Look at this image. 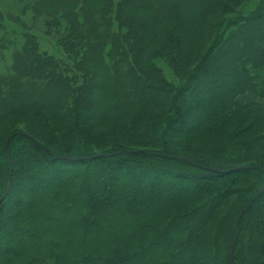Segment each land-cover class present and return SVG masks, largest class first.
Listing matches in <instances>:
<instances>
[{
    "label": "trees",
    "instance_id": "1",
    "mask_svg": "<svg viewBox=\"0 0 264 264\" xmlns=\"http://www.w3.org/2000/svg\"><path fill=\"white\" fill-rule=\"evenodd\" d=\"M14 21L0 126L58 133L0 141V264H264V0H36Z\"/></svg>",
    "mask_w": 264,
    "mask_h": 264
},
{
    "label": "rangeland",
    "instance_id": "2",
    "mask_svg": "<svg viewBox=\"0 0 264 264\" xmlns=\"http://www.w3.org/2000/svg\"><path fill=\"white\" fill-rule=\"evenodd\" d=\"M36 0H0V13L5 18V21L7 22L8 26H12L13 28L18 27L17 23L14 21L15 15L17 12H19L20 9H31L32 6L35 4ZM39 3V1H38ZM23 28V27H22ZM6 28H0V40L3 36L1 34L5 33ZM22 40L27 41V39L23 36ZM48 39H45L47 43L46 45H49L51 43V36L48 34ZM210 39V38H209ZM243 98H258V96L250 93H247L246 95H243ZM264 100V98H262ZM49 117H56L59 115H62L60 111L56 112L52 111L48 113ZM64 123H73L75 122L72 118L66 117L64 119H61ZM55 121H53L54 123ZM89 124L92 125V121H89ZM89 125V126H90ZM113 127L112 122L109 123L108 121H103L101 124L96 126L95 128H92V132L98 136H102L103 134L109 133L108 131L111 130ZM17 129H26L31 130V132H34V134L42 141H46L48 139H52L55 137V135L58 133L55 131L54 125H52V122L48 120L46 127H41L42 133H39L40 128L37 127V125L33 121L24 120L21 118H10L6 123L2 124L0 126V141L9 133L11 130H17ZM258 135V134H251L246 135L248 137ZM197 136V135H192ZM190 136V137H192ZM189 136H186L184 138H190ZM258 144L264 149V134H259L258 136ZM97 175L99 173L97 172ZM21 192L14 193L12 196V199L14 200V204L9 203L10 205H15L16 201H20L21 198Z\"/></svg>",
    "mask_w": 264,
    "mask_h": 264
},
{
    "label": "water",
    "instance_id": "3",
    "mask_svg": "<svg viewBox=\"0 0 264 264\" xmlns=\"http://www.w3.org/2000/svg\"><path fill=\"white\" fill-rule=\"evenodd\" d=\"M236 242H237V238H235V240L233 242V245H232V249H231V258H232V260H234V258H235Z\"/></svg>",
    "mask_w": 264,
    "mask_h": 264
}]
</instances>
